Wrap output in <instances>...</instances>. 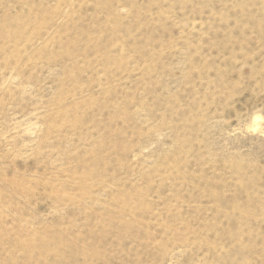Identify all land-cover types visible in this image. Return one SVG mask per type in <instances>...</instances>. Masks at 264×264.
Here are the masks:
<instances>
[{"label":"rangeland","instance_id":"obj_1","mask_svg":"<svg viewBox=\"0 0 264 264\" xmlns=\"http://www.w3.org/2000/svg\"><path fill=\"white\" fill-rule=\"evenodd\" d=\"M0 264H264V0H0Z\"/></svg>","mask_w":264,"mask_h":264}]
</instances>
